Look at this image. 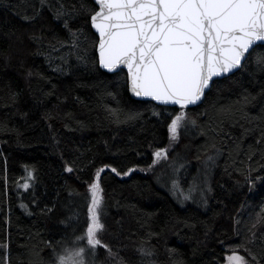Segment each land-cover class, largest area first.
Returning <instances> with one entry per match:
<instances>
[{"label": "trees", "instance_id": "trees-1", "mask_svg": "<svg viewBox=\"0 0 264 264\" xmlns=\"http://www.w3.org/2000/svg\"><path fill=\"white\" fill-rule=\"evenodd\" d=\"M97 8L0 0V264H54L49 242L60 251L86 230L88 185L104 165L137 168L100 179V238L127 264H224L238 245L264 264V44L186 110L196 126L170 144L180 108L133 98L126 70L100 67ZM69 29L82 30L75 43ZM159 148L169 159L150 167ZM174 179L197 186L191 200L177 199ZM95 264L118 262L98 247Z\"/></svg>", "mask_w": 264, "mask_h": 264}, {"label": "snow or ice", "instance_id": "snow-or-ice-1", "mask_svg": "<svg viewBox=\"0 0 264 264\" xmlns=\"http://www.w3.org/2000/svg\"><path fill=\"white\" fill-rule=\"evenodd\" d=\"M95 2L98 10L91 14L90 22L99 34V65L110 73L125 66L130 90L135 96L179 105L180 111L172 115L168 124L170 144L180 139L182 129L196 126V120L190 119L186 110L202 101L213 78L242 68L250 50L264 44V0ZM65 27H68L67 23ZM69 31L75 43L82 30ZM256 62L264 68V56H257ZM247 102L248 97H243V103ZM110 114L119 118L115 110H110ZM168 153L169 148L155 150L150 167L161 160H168ZM212 159L208 157L209 161ZM105 169L121 175L111 165L97 169L94 182L88 185L91 194V205L88 207L90 223L72 244H66L60 251L49 242L53 248L54 264H95L98 247L105 249L109 258L116 259L118 264H127L100 238L105 228L101 221L103 188L100 184L101 173ZM73 170L71 165L66 168L69 173ZM134 171L135 168H129L123 175ZM29 178H32L31 173ZM23 186L27 188L28 184ZM171 188L177 199L188 201L193 198L191 193L197 186L189 187L185 192L174 179ZM259 222L260 217L257 218ZM254 241L253 232L251 242ZM138 251L144 255L152 254L143 248ZM230 251L227 264H251L249 257L257 260L247 247L238 245ZM241 251L246 254L242 255Z\"/></svg>", "mask_w": 264, "mask_h": 264}, {"label": "water", "instance_id": "water-1", "mask_svg": "<svg viewBox=\"0 0 264 264\" xmlns=\"http://www.w3.org/2000/svg\"><path fill=\"white\" fill-rule=\"evenodd\" d=\"M94 2H95V0H94ZM95 4H96V2H95ZM96 5H97V4H96ZM97 7H98V5H97ZM97 10H98V9H97ZM92 28H93V27H92ZM93 30H94V32L97 34V36H98V38H99V34L96 32V30H95L94 28H93ZM254 47H255V46H254ZM252 50H253V49H252ZM252 50H250V52H251ZM97 54H98V57H99L98 43H97ZM100 67H101V66H100ZM101 68H102V67H101ZM102 69H103V68H102ZM122 69L126 70V72H127V68H126L125 66H121V69H119L118 71H121ZM103 70H105V69H103ZM237 70H239V69H237ZM237 70H234V72H236ZM105 71L108 72L107 70H105ZM118 71H117V72H118ZM234 72H232V73H234ZM109 73H110V72H109ZM115 73H116V72H115ZM232 73H227V74L221 75V76H219V77H214V78H213V82H214L215 80H217V79L225 78V77L231 75ZM213 82H211V86H212ZM128 86H129V93H130V95H131L133 98H135V99H138V100H146V101H152V102H154V103H156V104H158V105H161V106L178 107V108H180L179 105L163 104V103H160V102H158V101L153 100V99L150 98V97H137V96H135V95L131 92L129 83H128ZM210 88H211V87H210ZM210 88L205 90V96H206V93L210 90ZM205 96H204V98L202 99V101L199 102L198 104H201V103L204 101ZM198 104H196V105H198ZM196 105H190L189 107H193V106H196ZM189 107H188V108H189Z\"/></svg>", "mask_w": 264, "mask_h": 264}, {"label": "rangeland", "instance_id": "rangeland-1", "mask_svg": "<svg viewBox=\"0 0 264 264\" xmlns=\"http://www.w3.org/2000/svg\"><path fill=\"white\" fill-rule=\"evenodd\" d=\"M135 169H137V168H135ZM147 170H152V168H147ZM134 172H132L131 174H133ZM130 174V175H131ZM130 175H123V174H121V175H118V176H120V177H122V178H127V177H129ZM231 254V252L230 253H228L227 254V256H229ZM242 254V253H241ZM243 255V254H242ZM224 264H227V259H226V262L224 263Z\"/></svg>", "mask_w": 264, "mask_h": 264}, {"label": "bare ground", "instance_id": "bare-ground-1", "mask_svg": "<svg viewBox=\"0 0 264 264\" xmlns=\"http://www.w3.org/2000/svg\"><path fill=\"white\" fill-rule=\"evenodd\" d=\"M98 9V8H97Z\"/></svg>", "mask_w": 264, "mask_h": 264}]
</instances>
